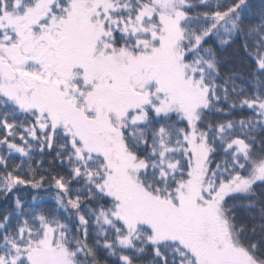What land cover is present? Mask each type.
<instances>
[{
    "label": "snow or ice",
    "instance_id": "snow-or-ice-1",
    "mask_svg": "<svg viewBox=\"0 0 264 264\" xmlns=\"http://www.w3.org/2000/svg\"><path fill=\"white\" fill-rule=\"evenodd\" d=\"M0 264H264V0H0Z\"/></svg>",
    "mask_w": 264,
    "mask_h": 264
}]
</instances>
